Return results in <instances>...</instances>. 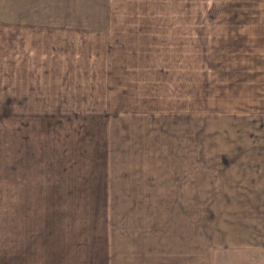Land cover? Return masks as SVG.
I'll list each match as a JSON object with an SVG mask.
<instances>
[{"label":"crops","instance_id":"0c3cea01","mask_svg":"<svg viewBox=\"0 0 264 264\" xmlns=\"http://www.w3.org/2000/svg\"><path fill=\"white\" fill-rule=\"evenodd\" d=\"M210 1V140L204 148L208 118L195 114L205 108L202 95L148 106L171 102L163 90L177 83L164 75L167 46L160 51L158 43L142 42L148 12L126 19V26H136L124 39L129 51L100 43L81 61L69 53L73 47L61 60L49 54L56 49L4 51L0 264H235L251 250H264V11L253 13L251 5L248 11L242 0L250 22H235L238 14L215 12ZM159 16L169 30H182L185 41L192 32L185 62L201 69L202 13ZM223 24L227 31L219 30ZM247 28L256 32L250 46ZM97 32L100 37L102 28ZM215 32L228 37L226 53L216 51ZM75 69L84 77L76 79ZM76 80L84 96H74ZM155 113L169 115V124L183 115L174 122L183 119L176 138L189 134L199 143L189 156L182 136L168 145L162 137V149L150 144L159 139L144 123ZM170 152L185 155L176 170ZM188 161L199 166L187 171Z\"/></svg>","mask_w":264,"mask_h":264},{"label":"rangeland","instance_id":"374dc122","mask_svg":"<svg viewBox=\"0 0 264 264\" xmlns=\"http://www.w3.org/2000/svg\"><path fill=\"white\" fill-rule=\"evenodd\" d=\"M40 1V2H37ZM62 2V3H57ZM83 1V0H82ZM139 2H133L132 0H104L99 2V0H91V3H72L66 0H0V59L7 50L12 51V53L17 52L18 56L23 54L24 49H37L42 51H48L49 49H56L49 51V54L55 59H62V55L65 54L66 47H73L72 53L73 58L81 61L89 55V49H98L99 44L102 43L105 49V45L110 47V49H120L121 51H129L132 49V45L128 46L127 41L124 39L131 36L132 33L136 31V26L130 25L128 23L133 16L139 14L145 15L146 12L151 20L145 21L146 26L145 36L143 43H158L160 46L158 49L161 51L167 46L170 66L165 63L164 75L171 81H177V83L172 84L171 92L167 90L164 93L170 95L171 102L161 101L155 106L152 103H148L149 107H165L166 105H171L176 103L178 100L186 99L187 101L198 100V96L202 95V103L204 105V110L202 114L203 118L207 116V120L203 127V142H200L203 148L209 146L210 140V71L212 69L211 62V1L210 0H155L153 3H147L148 0H139ZM246 9L251 12L260 14V11H264V3L262 0H245ZM65 2V3H64ZM162 2V3H159ZM229 2L228 0H215L216 11L219 13H224V16H230L232 12L238 14V18L234 21H248L250 22L251 12L241 8L242 0H230V5L223 4ZM225 10V12H224ZM160 12H164L172 18H179V13L183 16L186 13H192L194 16L196 12H201L203 16V36L201 39V47L199 46V51L201 52L202 61L204 65L200 67H192L191 64H187L185 61L188 50L193 46L195 37L192 36V32L186 34V41L181 38L182 30L169 28L161 23L159 19ZM170 13V14H169ZM174 14V16H173ZM102 19V20H99ZM102 28V35L99 37L97 29ZM222 31H227L223 24ZM170 32V33H169ZM218 32V31H217ZM215 32V33H217ZM247 36V44L250 46L254 43L256 32L253 30L245 29ZM142 34V33H141ZM207 37V41L204 44L203 38ZM216 51L219 53L223 51L226 53L229 49V39L222 32L217 33L216 36ZM193 38V44L191 42ZM128 40V39H127ZM185 47L186 53L180 49ZM53 47V48H51ZM115 47V48H112ZM41 54V52H38ZM216 55V54H215ZM16 57V59L18 58ZM25 57V56H24ZM15 58V57H14ZM180 59V62L175 60ZM8 61V60H7ZM13 64V61H8V65ZM2 75V73H1ZM74 76L76 79L84 77V74L78 73L75 69ZM162 90V88H161ZM202 92V93H201ZM201 93V94H200ZM184 95V97H182ZM74 96L81 97L84 96V89L82 82L76 80L74 84ZM83 104V101L77 100ZM185 103L182 101L180 104ZM79 104H76V113L78 111ZM174 111V110H173ZM164 113V112H161ZM174 113H189V112H174ZM194 113V112H192ZM178 115V116H177ZM169 115H159L158 113L153 114L145 121L152 124L154 127L153 135L158 138V142H153V139H148L151 145H157V148H163V139L168 140L167 145L170 140L176 138V132L178 129L182 130L184 127H180L181 119L178 124L174 125L182 114H176L173 118L167 120ZM191 122H194L191 121ZM172 124V125H171ZM148 127V126H147ZM164 129V130H162ZM170 130L166 134V130ZM187 133V132H186ZM184 137V151L186 155L189 156L190 147L198 146L199 143H194V137L189 134L179 135V137ZM78 137V136H77ZM171 155L175 157V164H170L171 169H177L179 158L185 155L181 153L170 152ZM202 154L205 156L207 154L206 150H203ZM172 157V158H174ZM171 159V158H170ZM194 161H188L186 164L187 171H190L193 167H198V163H190ZM158 164V163H157ZM156 165V164H155ZM167 166V165H166ZM185 163L180 166L179 171H184ZM158 171H160L158 169ZM162 172V171H161ZM181 195L184 196L185 192L181 191ZM4 203V197L2 195V190H0V204ZM2 235V229L0 228V236ZM233 256L238 258L236 252ZM244 259L234 261L235 264H264V250H251L244 254ZM226 258H222L225 260ZM243 260V262H242ZM226 264V263H225Z\"/></svg>","mask_w":264,"mask_h":264},{"label":"trees","instance_id":"16d2710c","mask_svg":"<svg viewBox=\"0 0 264 264\" xmlns=\"http://www.w3.org/2000/svg\"><path fill=\"white\" fill-rule=\"evenodd\" d=\"M203 41H204V44H205L206 41H207V37H204V38H203ZM203 65H204V63H203Z\"/></svg>","mask_w":264,"mask_h":264}]
</instances>
